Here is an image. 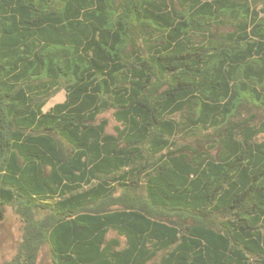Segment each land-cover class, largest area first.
<instances>
[{"label":"trees","instance_id":"16d2710c","mask_svg":"<svg viewBox=\"0 0 264 264\" xmlns=\"http://www.w3.org/2000/svg\"><path fill=\"white\" fill-rule=\"evenodd\" d=\"M6 206L8 264H264V0H0Z\"/></svg>","mask_w":264,"mask_h":264},{"label":"rangeland","instance_id":"374dc122","mask_svg":"<svg viewBox=\"0 0 264 264\" xmlns=\"http://www.w3.org/2000/svg\"><path fill=\"white\" fill-rule=\"evenodd\" d=\"M65 98L66 91L62 89L48 101L45 109H49L57 102L64 101ZM100 116L106 117L110 120L108 131L114 132V127L118 123L113 115V111L109 110ZM177 140L185 144L188 143V138H181L179 136ZM22 226L23 222L14 208L12 206H6V218L0 223V264H8L17 253L22 239ZM110 235L116 236L115 233H111ZM38 264H54L48 246L42 247L38 258Z\"/></svg>","mask_w":264,"mask_h":264}]
</instances>
